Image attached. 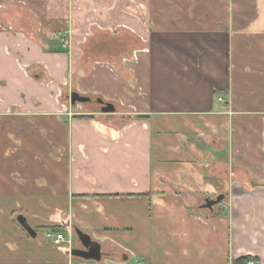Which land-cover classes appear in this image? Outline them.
Wrapping results in <instances>:
<instances>
[{"label": "crops", "instance_id": "1", "mask_svg": "<svg viewBox=\"0 0 264 264\" xmlns=\"http://www.w3.org/2000/svg\"><path fill=\"white\" fill-rule=\"evenodd\" d=\"M244 256L264 264V0H0V264Z\"/></svg>", "mask_w": 264, "mask_h": 264}, {"label": "water", "instance_id": "2", "mask_svg": "<svg viewBox=\"0 0 264 264\" xmlns=\"http://www.w3.org/2000/svg\"><path fill=\"white\" fill-rule=\"evenodd\" d=\"M67 99L69 100V104L71 106H74L75 104H86L91 101L89 97L81 96L77 92H70L67 96ZM97 103L101 104V111L104 113L108 112H114L115 108L111 103H105L102 100L98 99L96 100ZM222 198H218L217 200H206L205 206L208 208H212L213 205L218 203ZM16 221L30 234L31 229L28 226L26 219L23 216H18L16 218ZM77 235L81 239L84 250H73L71 252L72 255H76L78 257H81L86 260H96L98 261L100 259V247L96 242L91 241L86 236L81 234L80 232H77ZM34 237V234L32 235Z\"/></svg>", "mask_w": 264, "mask_h": 264}, {"label": "trees", "instance_id": "3", "mask_svg": "<svg viewBox=\"0 0 264 264\" xmlns=\"http://www.w3.org/2000/svg\"><path fill=\"white\" fill-rule=\"evenodd\" d=\"M104 39H106V42L109 44V42L111 43V41L112 40H109V39H107V37H104ZM99 41V39L98 40H96V39H90L89 41H87L86 42V44L84 45L85 47H84V56L85 57H87V58H89V60L90 61H93V62H95V61H98V60H102L103 59V56H97V54L96 53H94L93 52V44H92V42H94V43H97ZM131 43H132V48L133 47H136V49H137V46L138 45H134V43H135V40H131ZM135 49V48H134ZM96 54V57L94 56L93 57V55L92 54ZM100 57H102V59L100 58ZM115 107V106H114ZM52 228V229H51ZM50 228V230L53 232V233H63L65 230L63 229V228H61V227H51ZM249 260H254L255 261V259H253V258H251V257H249V256H244V257H240V258H238V259H236V260H234L233 261V264H244L245 262H247V261H249Z\"/></svg>", "mask_w": 264, "mask_h": 264}, {"label": "built area", "instance_id": "4", "mask_svg": "<svg viewBox=\"0 0 264 264\" xmlns=\"http://www.w3.org/2000/svg\"><path fill=\"white\" fill-rule=\"evenodd\" d=\"M64 24L68 25V21L66 20L64 22ZM217 101L218 102H223V99L221 97H218L217 98ZM70 107H68V115L69 116H72V115H75L74 113V110L73 109H70ZM46 239L49 240L54 246H60L64 241H65V236L63 235V233H53V232H47L46 233ZM135 264H143L142 262H135ZM244 264H257L256 261L254 260H249L247 262H245Z\"/></svg>", "mask_w": 264, "mask_h": 264}, {"label": "rangeland", "instance_id": "5", "mask_svg": "<svg viewBox=\"0 0 264 264\" xmlns=\"http://www.w3.org/2000/svg\"><path fill=\"white\" fill-rule=\"evenodd\" d=\"M68 34L69 35V33L66 31V32H64V30L61 32V34ZM64 34V35H65ZM65 37H66V39H65ZM65 37H63V41H64V43H70V40L71 39H69V37H67L66 35H65ZM99 42H100V44H101V46H104V47H107L109 44L106 42V39H102V37L101 36H99ZM110 43V42H109ZM102 55H104V56H106L107 55V51H103V53H102ZM104 58V57H103ZM71 92H73V91H71ZM76 92V91H75ZM70 93V92H69ZM79 94V93H78ZM79 95H81V94H79ZM81 96H83V95H81ZM86 97H89V96H86ZM90 99H91V101L90 102H88V103H86V104H83L82 106H86V107H88V108H90V109H96V110H99V108L101 109V107L100 106H98L97 105V101H96V99L94 98V97H89ZM93 101V102H92ZM67 102H68V106H69V100L67 99ZM78 104H80V103H78ZM78 104H75L76 106L78 105ZM254 188V187H253ZM224 201H222L220 204V207H218V208H222V207H224V205L222 204Z\"/></svg>", "mask_w": 264, "mask_h": 264}, {"label": "flooded vegetation", "instance_id": "6", "mask_svg": "<svg viewBox=\"0 0 264 264\" xmlns=\"http://www.w3.org/2000/svg\"><path fill=\"white\" fill-rule=\"evenodd\" d=\"M93 102V101H92Z\"/></svg>", "mask_w": 264, "mask_h": 264}]
</instances>
